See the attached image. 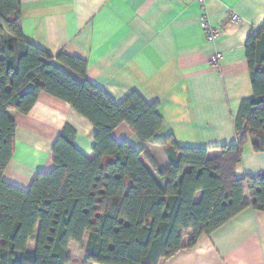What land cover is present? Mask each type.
<instances>
[{"label":"trees","instance_id":"obj_1","mask_svg":"<svg viewBox=\"0 0 264 264\" xmlns=\"http://www.w3.org/2000/svg\"><path fill=\"white\" fill-rule=\"evenodd\" d=\"M245 53L253 95L239 104L235 141L195 148L169 137L161 167L146 148L163 125L157 102L133 91L116 103L86 78L85 60L26 41L20 1L0 0V264H69V243L81 245L86 233L85 262L160 264L245 207L264 212V173L235 171L247 141L264 152V22ZM41 93L94 127L92 156L78 150L76 131L65 124L52 144V167L22 189L3 179L15 147L11 113L27 114ZM121 123L139 150L114 140Z\"/></svg>","mask_w":264,"mask_h":264},{"label":"crops","instance_id":"obj_2","mask_svg":"<svg viewBox=\"0 0 264 264\" xmlns=\"http://www.w3.org/2000/svg\"><path fill=\"white\" fill-rule=\"evenodd\" d=\"M24 39L55 56L64 52L86 61V78L120 103L138 92L157 102L162 127L146 148L161 167L168 163L163 143L214 147L235 141L239 104L253 95L245 43L264 22V0H205V12L220 38L210 43L201 27L198 0H19ZM230 13L240 17L229 22ZM221 54L217 65L210 62ZM15 147L3 179L27 189L38 171L52 167V144L69 124L75 145L92 156L95 129L70 104L46 93L27 114L12 112ZM117 142L142 147L125 123L112 131ZM236 174L264 173V152L249 141ZM243 200L248 202L246 192ZM88 233L82 244L70 242L69 264L85 262ZM29 242V250L34 249ZM160 264H264V212L245 207L210 234Z\"/></svg>","mask_w":264,"mask_h":264},{"label":"built area","instance_id":"obj_3","mask_svg":"<svg viewBox=\"0 0 264 264\" xmlns=\"http://www.w3.org/2000/svg\"><path fill=\"white\" fill-rule=\"evenodd\" d=\"M198 2L200 3L201 6V10H202V15H201V27L205 33L206 39L208 42L210 43H214L216 42L220 36H221V30L219 28L213 27L209 20H208V16L205 12V0H198ZM240 17L235 14V13H230L229 15V22L232 23H239L240 22ZM221 58V54L219 52H215L212 57L210 58V62L213 65H217L219 60Z\"/></svg>","mask_w":264,"mask_h":264}]
</instances>
